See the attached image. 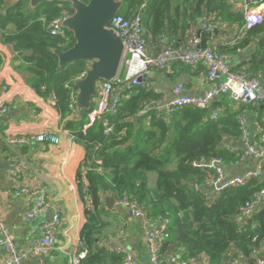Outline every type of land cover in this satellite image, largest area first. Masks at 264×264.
Wrapping results in <instances>:
<instances>
[{
  "label": "trees",
  "instance_id": "trees-1",
  "mask_svg": "<svg viewBox=\"0 0 264 264\" xmlns=\"http://www.w3.org/2000/svg\"><path fill=\"white\" fill-rule=\"evenodd\" d=\"M6 1L0 0L3 41L18 53L28 83L40 96L54 97L66 127L87 144L88 157L77 175L83 190L85 172L86 193L93 204L87 210L88 222L81 232L82 248L88 249L83 264H118L123 258L121 253L99 242L104 227L110 223L104 220L109 216L104 199L108 194L116 200L124 196L137 200L152 218L169 217L170 240L183 247L186 258L204 253L219 262L234 248L240 249L235 253H250L256 248L264 232V212L254 213L243 226L235 217L264 187V169L259 178L244 187L226 188L208 196L204 186L215 180L216 171L199 164L215 158L223 163L240 160L242 152L223 143L226 135L242 136L239 122L242 107L224 95L207 107L185 106L164 118L154 107L161 95L146 83L123 92L119 112L111 117L115 124L113 134L104 135L101 121L84 131L90 110L77 112L74 102L78 89L73 82L83 77L91 62L79 59L59 67L53 49L67 50L74 45L75 38L67 29L63 34H53L47 27L52 19L67 11L72 14L73 9L61 1L43 2L32 10L28 8L29 0H17L10 6ZM219 1L222 2L198 0L194 13L199 14L200 4H205L209 14ZM123 2L119 13L127 17L142 14L146 39L164 33L171 0ZM222 5L224 2L218 4ZM262 32L264 23L251 28V34ZM178 63L182 62L174 65ZM94 102L95 99L91 110L95 108ZM147 105L148 113L138 116ZM219 108L223 112L214 116ZM151 173L156 174L153 183Z\"/></svg>",
  "mask_w": 264,
  "mask_h": 264
},
{
  "label": "crops",
  "instance_id": "crops-1",
  "mask_svg": "<svg viewBox=\"0 0 264 264\" xmlns=\"http://www.w3.org/2000/svg\"><path fill=\"white\" fill-rule=\"evenodd\" d=\"M222 2L224 5L218 6ZM222 2L219 1L215 10L209 14L205 4H200L201 12L195 14L198 0H171L164 33L149 35L147 38L151 53H156L170 43L181 44L194 34L196 41L205 40L208 46L225 53L232 70L258 75L264 84V64L260 65L264 61V32L251 34V28L245 27V8L241 3L234 0ZM252 3L264 10V0H253ZM204 20L215 23L211 36L202 28ZM201 31L204 36L200 34ZM21 63L18 53L0 35V105L8 106L0 126L1 216L14 241L26 250L36 235L38 223L47 220L58 210L62 221L58 232L59 240H69L71 248L82 249L81 232L88 222L87 210L93 205L85 188L81 190L77 180L78 171L88 157L87 144L66 127V120L62 119L54 99L51 96H40L28 83L27 73L21 68ZM156 71L159 73L150 75L146 83L164 100L174 96V87L179 83L184 85L185 93L195 96L203 95L212 85L204 65L194 68L178 63L168 71ZM152 72L153 70L150 73ZM234 104L242 107L239 116H243L246 121L251 141L264 148V104ZM42 132L59 136L60 142L35 140V136ZM15 136H23L28 140L10 143L9 140ZM223 145L239 152L244 149L241 137L231 135L225 136ZM256 166L257 160L252 155L240 158L238 162L223 163L227 178L243 175ZM14 170H20L18 176L12 174ZM20 187L44 189L49 209L29 219L28 213L34 208L36 197L17 194L15 191ZM204 190L208 196H212L217 193V186L210 182L204 186ZM104 199L106 209L109 210V216L104 217V220L110 223L101 233L100 244L113 249L125 247L135 254L141 264H152L147 230L154 228L155 223L144 224L142 219L132 216L129 209L117 203L116 199L113 207L109 208L106 195ZM260 211L264 212V199L256 205L255 213ZM251 218L240 213L235 220L243 226ZM66 229L67 238L63 233ZM259 238L256 248L264 256V232ZM160 247L162 264H218L204 253L186 258L183 247L173 244L170 239H162ZM238 250L240 249H232L233 252ZM246 254L252 257L253 250ZM7 255L5 246L0 243V263ZM27 262L70 264L69 252L56 248L43 256H30Z\"/></svg>",
  "mask_w": 264,
  "mask_h": 264
},
{
  "label": "built area",
  "instance_id": "built-area-1",
  "mask_svg": "<svg viewBox=\"0 0 264 264\" xmlns=\"http://www.w3.org/2000/svg\"><path fill=\"white\" fill-rule=\"evenodd\" d=\"M241 3L245 8V27L252 28L264 22V10L255 6L253 0H234ZM71 16V13L64 12L60 17L52 19L47 27L53 34H63L61 26L63 18ZM112 28L122 38L125 45L119 74L109 80L101 81L97 86L96 106L88 114V122L84 126V131L91 127L96 121L103 124L104 135H111L115 131V124L111 117L117 115L122 103V94L125 90H131L138 85H146L147 75L152 70L168 71L173 68L176 62H182L192 67L204 65L207 76L212 80V85L201 96L190 95L184 92V85L179 83L174 87V96L171 99H159L154 103V107L159 116L166 118L177 110L185 106L204 108L227 95L235 103H261L264 104V84L258 75L248 71H235L228 64V56L218 51L216 48L206 46L198 47L196 36L193 34L181 43H170L161 47L156 53H151L148 40L145 37V26L141 13L127 17L124 14H116L110 24ZM202 28L212 31L215 28L213 21L204 20ZM163 41L164 39L161 38ZM121 70H124L121 75ZM54 99V97H52ZM55 104V99H54ZM149 105L138 112V116H145L148 113ZM8 111L6 104L0 105V126L1 118ZM219 108L214 111V116L222 113ZM242 129L241 139L244 143L241 158L252 155L257 160L255 169L243 175L227 178L223 162L220 159L210 161H200L199 164L207 165L215 169L216 178L213 180L217 186V192L226 188L244 187L252 180L259 178L264 169V148L257 146L251 141L250 132L243 116H239ZM28 139L23 136H15L9 140L10 143H22ZM35 140L48 143H59L60 138L50 132H42L35 136ZM20 170H14L13 175L18 176ZM82 179L87 190L86 174L83 172ZM17 194L35 195V206L28 213V218L32 219L49 209V203L44 189L36 188L32 190L28 187H20L15 191ZM264 199V187L247 201L242 207V213L252 217L255 213L257 203ZM119 204L125 205L132 216L142 219L144 224L155 223V227L147 230V240L150 248L152 264H162L160 241L170 239L169 226L170 219L167 216L159 215L154 218L148 216L141 204L127 196L115 200ZM2 199L0 197V243L7 250V258L0 264H28L30 256H43L51 253L54 249L69 252L70 264H83L88 256V249H76L70 247V241H60L58 232L61 230L62 221L59 211L56 210L49 218L39 222L36 235L33 237L30 246L24 250L9 234L5 222L1 216ZM67 238L68 230L63 231ZM255 237L254 239H256ZM123 255L118 264H141L135 254L125 247L110 248ZM243 252H229L223 256L218 264H264V256L259 254L257 248L253 249L252 257L248 258Z\"/></svg>",
  "mask_w": 264,
  "mask_h": 264
},
{
  "label": "water",
  "instance_id": "water-1",
  "mask_svg": "<svg viewBox=\"0 0 264 264\" xmlns=\"http://www.w3.org/2000/svg\"><path fill=\"white\" fill-rule=\"evenodd\" d=\"M17 0H7L10 6ZM66 2L73 9L71 16L61 20V26L70 31L75 43L67 50L53 49L58 56L59 67L79 59L91 62L83 77L76 79L73 84L78 89L74 106L78 112L91 110L93 99L97 96V86L101 81L115 78L121 69L125 45L115 30L109 28L112 18L123 7V0H29V10L43 2ZM203 33L202 31L200 34ZM211 36L212 32L207 31ZM204 36L205 34H201ZM198 47H206L205 40H197ZM159 73L153 70L150 75ZM109 208L114 205V198L106 195Z\"/></svg>",
  "mask_w": 264,
  "mask_h": 264
},
{
  "label": "rangeland",
  "instance_id": "rangeland-1",
  "mask_svg": "<svg viewBox=\"0 0 264 264\" xmlns=\"http://www.w3.org/2000/svg\"><path fill=\"white\" fill-rule=\"evenodd\" d=\"M94 106H96V102H94ZM150 179H151V183L155 182V180H156V174L155 173H151L150 174Z\"/></svg>",
  "mask_w": 264,
  "mask_h": 264
}]
</instances>
